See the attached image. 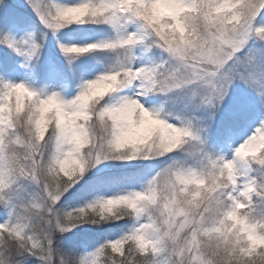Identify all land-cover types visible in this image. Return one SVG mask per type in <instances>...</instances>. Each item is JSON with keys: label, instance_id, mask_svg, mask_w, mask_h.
I'll return each instance as SVG.
<instances>
[{"label": "snow or ice", "instance_id": "snow-or-ice-1", "mask_svg": "<svg viewBox=\"0 0 264 264\" xmlns=\"http://www.w3.org/2000/svg\"><path fill=\"white\" fill-rule=\"evenodd\" d=\"M26 4L45 31L0 45L105 66L71 99L0 80V264H264V0Z\"/></svg>", "mask_w": 264, "mask_h": 264}, {"label": "rangeland", "instance_id": "rangeland-1", "mask_svg": "<svg viewBox=\"0 0 264 264\" xmlns=\"http://www.w3.org/2000/svg\"><path fill=\"white\" fill-rule=\"evenodd\" d=\"M2 16L6 21L11 20L17 23L6 24L0 31L10 30L17 38L30 32L39 37L45 31L32 9L27 6L26 0H9V6L3 11ZM101 29L105 28L98 27V25H85L79 26L78 32L81 37L87 38L88 42H93L96 38H103L98 35ZM67 31L64 30L60 34L61 40L65 38ZM138 55L146 63L158 59V53L155 51L140 52ZM84 65L94 69V71L82 72ZM104 66L105 57L103 54L97 55L95 59L82 57L73 64H69L60 52L57 37L51 34L48 35L44 43L40 58L34 61H27L12 49L0 45V73H5L9 81L25 82L46 94L58 92L66 99L73 98L78 93L83 80L94 78L103 70ZM148 175L150 173L146 172L142 178L146 179ZM69 202L75 203L72 199ZM88 227L93 226H82L76 232L69 234V239L75 240Z\"/></svg>", "mask_w": 264, "mask_h": 264}, {"label": "trees", "instance_id": "trees-1", "mask_svg": "<svg viewBox=\"0 0 264 264\" xmlns=\"http://www.w3.org/2000/svg\"><path fill=\"white\" fill-rule=\"evenodd\" d=\"M98 27H103V28H107V26H98ZM10 31V30H9ZM12 35H14V33L12 31H10ZM0 80H4V81H9L7 79V76L5 73H0ZM68 199H72L71 198V195L68 197ZM72 205L75 206V203L72 202ZM84 233L81 232L80 233V236H78L75 240H72V241H75V242H79L83 239H86V238H90V237H93V236H96L100 233H104V232H107L108 230L106 228H96V227H88L86 229H84ZM77 236V235H76Z\"/></svg>", "mask_w": 264, "mask_h": 264}]
</instances>
